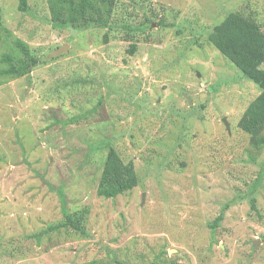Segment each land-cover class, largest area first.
<instances>
[{
    "label": "rangeland",
    "instance_id": "374dc122",
    "mask_svg": "<svg viewBox=\"0 0 264 264\" xmlns=\"http://www.w3.org/2000/svg\"><path fill=\"white\" fill-rule=\"evenodd\" d=\"M119 4L150 27L105 43L54 28L48 0H0V58L19 39L41 60L0 86V264H264V149L238 127L260 90L207 41L235 12L264 37V0ZM109 146L139 181L115 199L97 195ZM60 191L87 236L43 233Z\"/></svg>",
    "mask_w": 264,
    "mask_h": 264
},
{
    "label": "trees",
    "instance_id": "16d2710c",
    "mask_svg": "<svg viewBox=\"0 0 264 264\" xmlns=\"http://www.w3.org/2000/svg\"><path fill=\"white\" fill-rule=\"evenodd\" d=\"M17 1L18 10L27 13L29 0ZM48 6L50 23L54 28H70L79 32L90 28H103L107 30L104 36L105 43H108L109 34L115 36L118 32H123L124 38H127L150 27L148 22L135 27L131 21L127 22L128 19L124 21L119 15L121 9L119 0H48ZM260 31L261 27L255 19L235 12L230 13L221 24L215 26L207 38V41L242 74L244 79L255 84L260 90L238 123V127L251 136V144L258 151L264 149V37ZM12 43L14 45L12 52H5L0 58L2 65L0 86L11 80L30 76L41 64V60L31 52L25 42L16 39ZM136 50L137 43H132L128 52L133 55ZM138 184L134 163L125 164L117 151L109 146L97 195L105 199H115L132 191ZM59 194L64 204L65 220L49 226L48 232L43 233L71 229L81 236H87L84 216L88 215V210L81 214L68 212L62 191ZM251 209L257 210L254 199L251 201ZM223 214L210 225L212 230L223 220ZM36 237L38 238V235Z\"/></svg>",
    "mask_w": 264,
    "mask_h": 264
},
{
    "label": "water",
    "instance_id": "95a60500",
    "mask_svg": "<svg viewBox=\"0 0 264 264\" xmlns=\"http://www.w3.org/2000/svg\"><path fill=\"white\" fill-rule=\"evenodd\" d=\"M66 51H67V47L65 46V47L59 49L58 51H56V52L53 54V56H58V55H60V54L65 53ZM224 122H225V124H226L227 129H229V125H228V123H227L226 121H224ZM143 201H144V200H143Z\"/></svg>",
    "mask_w": 264,
    "mask_h": 264
}]
</instances>
